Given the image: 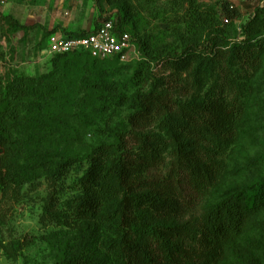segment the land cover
Here are the masks:
<instances>
[{
	"label": "trees",
	"instance_id": "trees-1",
	"mask_svg": "<svg viewBox=\"0 0 264 264\" xmlns=\"http://www.w3.org/2000/svg\"><path fill=\"white\" fill-rule=\"evenodd\" d=\"M115 14L116 31L129 33L143 58L133 70L136 82L153 79L151 64L162 65L168 75L152 80L146 90L121 93L120 103L128 111L120 132L112 141L82 140L83 151L73 153L72 145L81 137L67 133L61 107L54 105L59 111L54 116L44 110L60 92L58 79L70 61L79 56L92 62L100 59L87 52L57 54L49 60L46 74L0 76V191L39 176L52 184L69 165L85 159L79 193L68 206L75 217L93 222L83 225L85 233L91 234L96 226L108 232L102 242L104 254L95 256L83 245L66 247L56 264H216L225 247L240 236L250 213L264 204L262 175L201 206L218 180V158L234 139L243 113L234 64L248 69L259 62L249 45V25L264 23V0L231 45L228 32L235 30L238 9L226 1L218 15L193 8L184 18L189 28H213L201 45L189 43L164 55L130 32L126 12ZM217 16L224 18L225 29L219 27ZM0 19L14 28H27L1 12ZM111 59L117 58L102 60ZM206 59L220 63L215 79L200 100L183 107L178 96H189L198 88ZM155 126L163 134L150 131Z\"/></svg>",
	"mask_w": 264,
	"mask_h": 264
},
{
	"label": "rangeland",
	"instance_id": "rangeland-1",
	"mask_svg": "<svg viewBox=\"0 0 264 264\" xmlns=\"http://www.w3.org/2000/svg\"><path fill=\"white\" fill-rule=\"evenodd\" d=\"M225 1L240 11L234 21L235 30L228 32L231 45L262 0H0V12L27 27L14 28L0 19V76L9 72L26 76L48 73L51 64L41 51L47 46L50 33L88 32L106 17L116 19L118 11L128 14L130 32L160 54L189 43L201 45L213 26L189 28L184 21L186 14L196 8L204 13L217 11L218 15ZM217 17L219 27L225 29L224 18ZM249 28L253 37L249 45L258 54L259 62L248 69L234 64L243 113L234 139L218 158L219 177L206 192L202 207L264 175V23L258 20ZM138 63L137 59L92 62L82 56L70 61L58 79L60 92L53 98L52 106L47 105L44 110L48 115L59 113L54 107L58 104L67 133L81 137L73 143L70 153L83 151L82 140L112 141L128 111L127 105L120 103V94L146 90L152 80L165 78L169 73L158 66L152 71L153 79L138 84L133 78ZM219 66L218 61H204L198 88L189 96H178L183 107L202 98ZM150 131L163 134L156 126ZM84 160L69 165L52 184L39 176L24 184H12L4 193L0 191V264H56L66 247L81 245L95 256L104 254L102 242L108 232L96 226L90 229L91 234L85 233L83 225L93 222L75 217L68 206L69 200L79 193L86 168ZM106 215L105 211L103 217ZM96 219L100 220L97 216ZM216 264H264V204L250 213L240 236L225 247Z\"/></svg>",
	"mask_w": 264,
	"mask_h": 264
},
{
	"label": "built area",
	"instance_id": "built-area-1",
	"mask_svg": "<svg viewBox=\"0 0 264 264\" xmlns=\"http://www.w3.org/2000/svg\"><path fill=\"white\" fill-rule=\"evenodd\" d=\"M71 52H87L100 60L114 57L121 61L143 59L132 36L116 31L113 18H104L97 27L80 36L54 31L48 35L47 46L41 51L48 60L57 54ZM158 66L151 64L153 70Z\"/></svg>",
	"mask_w": 264,
	"mask_h": 264
}]
</instances>
